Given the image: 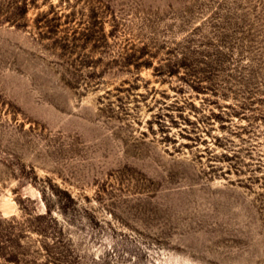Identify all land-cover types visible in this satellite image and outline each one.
<instances>
[{"label": "rangeland", "instance_id": "1", "mask_svg": "<svg viewBox=\"0 0 264 264\" xmlns=\"http://www.w3.org/2000/svg\"><path fill=\"white\" fill-rule=\"evenodd\" d=\"M0 264H264V0H0Z\"/></svg>", "mask_w": 264, "mask_h": 264}]
</instances>
